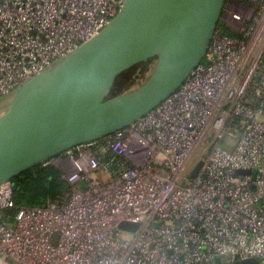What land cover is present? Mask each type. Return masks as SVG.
Instances as JSON below:
<instances>
[{
	"label": "built area",
	"instance_id": "built-area-1",
	"mask_svg": "<svg viewBox=\"0 0 264 264\" xmlns=\"http://www.w3.org/2000/svg\"><path fill=\"white\" fill-rule=\"evenodd\" d=\"M125 1L0 0V103ZM204 60L137 122L41 164L70 186L56 202L19 206L1 183L0 264H264V0H226Z\"/></svg>",
	"mask_w": 264,
	"mask_h": 264
},
{
	"label": "water",
	"instance_id": "water-1",
	"mask_svg": "<svg viewBox=\"0 0 264 264\" xmlns=\"http://www.w3.org/2000/svg\"><path fill=\"white\" fill-rule=\"evenodd\" d=\"M225 1L126 0L97 36L20 86L0 115V184L71 148L113 136L158 107L203 62ZM150 60L155 68L145 83L109 98L121 75ZM138 227L120 225L131 233Z\"/></svg>",
	"mask_w": 264,
	"mask_h": 264
},
{
	"label": "trees",
	"instance_id": "trees-1",
	"mask_svg": "<svg viewBox=\"0 0 264 264\" xmlns=\"http://www.w3.org/2000/svg\"><path fill=\"white\" fill-rule=\"evenodd\" d=\"M154 61H147L121 75L109 98L121 95L130 88L139 87L145 83L152 73V67L149 65L150 63L155 64ZM12 183L14 200L19 206L36 207L56 202L70 191V186L62 177V172L55 166L45 168L38 166L18 176Z\"/></svg>",
	"mask_w": 264,
	"mask_h": 264
},
{
	"label": "rangeland",
	"instance_id": "rangeland-1",
	"mask_svg": "<svg viewBox=\"0 0 264 264\" xmlns=\"http://www.w3.org/2000/svg\"><path fill=\"white\" fill-rule=\"evenodd\" d=\"M205 63V60L203 61ZM202 62V63H203ZM152 67V71L154 70L155 68V64L154 63H150V65ZM135 88H130L129 91L127 92H131V91H134L138 88V86H134ZM12 98H9V99H5L3 100L1 103H0V115L4 114L7 112L8 110V104L10 102ZM209 147V140L207 138H203L199 144V146L196 148V150L194 151L189 163H188V166H187V171L188 173H190L189 175V179L192 178V173L193 172V168L196 166V164L198 162L201 161L202 159V156L203 154L205 153V151L207 150V148ZM82 187H85V183L82 184ZM222 264H228L227 260H223V263ZM260 264H263L262 261H260Z\"/></svg>",
	"mask_w": 264,
	"mask_h": 264
}]
</instances>
